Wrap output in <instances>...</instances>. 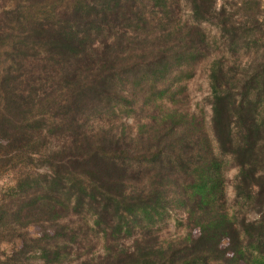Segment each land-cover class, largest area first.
Wrapping results in <instances>:
<instances>
[{
  "label": "trees",
  "instance_id": "16d2710c",
  "mask_svg": "<svg viewBox=\"0 0 264 264\" xmlns=\"http://www.w3.org/2000/svg\"><path fill=\"white\" fill-rule=\"evenodd\" d=\"M5 1L0 151L45 169L0 204L12 237L44 232L9 261L25 264L35 248L43 264H264V53L244 68L212 63L209 117L183 102L212 52L202 24L216 17L228 46L244 25L217 0H183V22L179 0ZM171 209L188 233L160 241ZM85 213L101 235L97 257L74 254L82 231L70 219Z\"/></svg>",
  "mask_w": 264,
  "mask_h": 264
},
{
  "label": "rangeland",
  "instance_id": "374dc122",
  "mask_svg": "<svg viewBox=\"0 0 264 264\" xmlns=\"http://www.w3.org/2000/svg\"><path fill=\"white\" fill-rule=\"evenodd\" d=\"M180 1V10L177 11L176 21H185L189 17L188 11L184 7L183 0ZM5 0H0V12ZM59 4L56 3V6ZM216 8L218 11L224 10L226 19L236 23V25H244L239 32L238 42L232 46H228L227 40H222L218 27V19L212 18L208 22L202 24L209 41L212 43V52L210 56L202 61L195 68L194 77L187 80L185 84V98L183 102L192 112L203 111L209 117L210 108L207 104V98L211 93L209 71L214 61L223 59L230 65L236 64L240 68L248 66L253 60L260 57L264 53V0H217ZM3 28L9 32V24H4ZM20 32V29H17ZM10 43L9 41L7 44ZM59 94V93H57ZM181 99V98H179ZM128 123L132 125L133 118H129ZM120 122L117 121L116 125ZM134 124V123H133ZM102 126L98 121L92 122V127L96 129ZM6 141H3V145ZM53 146V144H52ZM29 158L18 151L10 152L6 148L0 151V204L5 203L13 192L16 184L29 177L34 179L38 174L45 172L41 162ZM236 170L231 168L226 172L228 181V197L232 205L233 192L232 182ZM233 210V206L230 208ZM257 213L249 214L250 220L258 219ZM74 228L81 229L80 245L75 250V255H82L84 258L97 257L103 254L101 235L95 231L92 224V218L88 214H80L70 219ZM157 234L160 241H171L184 237L188 233L185 226V214L180 210L171 209L168 217L163 223L156 226ZM52 234V230H48ZM23 237H12L11 231L7 228H0V264H15L10 262L9 258L16 255L24 246V239L31 245V240H38L44 236L41 226L31 225L22 229ZM199 230L193 232V236L197 237ZM126 245H131V241H126ZM227 246L224 241L223 247ZM75 256H72L74 258ZM28 260H24L25 264H43L39 258V253L35 248L29 250L27 254ZM20 264V263H19Z\"/></svg>",
  "mask_w": 264,
  "mask_h": 264
}]
</instances>
